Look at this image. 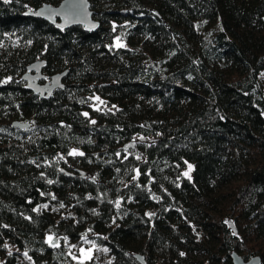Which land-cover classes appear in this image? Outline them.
Masks as SVG:
<instances>
[{"label":"trees","instance_id":"trees-1","mask_svg":"<svg viewBox=\"0 0 264 264\" xmlns=\"http://www.w3.org/2000/svg\"><path fill=\"white\" fill-rule=\"evenodd\" d=\"M60 1L0 0V264H264V0L24 15ZM37 59L68 70L48 98L21 79Z\"/></svg>","mask_w":264,"mask_h":264},{"label":"water","instance_id":"water-1","mask_svg":"<svg viewBox=\"0 0 264 264\" xmlns=\"http://www.w3.org/2000/svg\"><path fill=\"white\" fill-rule=\"evenodd\" d=\"M24 15L44 19L60 31L76 25L83 26L87 31L96 30L99 27V21L93 16L94 11L90 8L89 0H61L57 5L44 3L33 11H26ZM45 66L44 59H37L27 65L26 70L21 75V79L25 82V88L42 98H48L53 90L63 88L62 80L68 73V70L65 69L42 81L45 79L42 72ZM29 125L28 122L12 121V126L21 130L29 127ZM136 258L140 263H143L142 255L138 254ZM230 258L232 264H261L259 255L244 259L239 253L233 251L230 253Z\"/></svg>","mask_w":264,"mask_h":264},{"label":"rangeland","instance_id":"rangeland-1","mask_svg":"<svg viewBox=\"0 0 264 264\" xmlns=\"http://www.w3.org/2000/svg\"><path fill=\"white\" fill-rule=\"evenodd\" d=\"M98 6L102 5L104 3L103 0H94ZM93 11H96L97 8H92ZM115 45H123V42L119 39L115 40ZM141 140L138 139L137 142ZM188 173V172H187ZM189 174V173H188ZM9 250V247L6 248ZM6 250L0 249V261L3 259V256L5 255ZM94 254V249L92 247L89 248H80L78 251V254L75 256V259L77 260H88L92 257ZM187 258L185 259V262L188 264H201L204 260V252L202 248L199 245H196L195 248L187 253ZM20 264H30V262L27 259H24Z\"/></svg>","mask_w":264,"mask_h":264},{"label":"snow or ice","instance_id":"snow-or-ice-1","mask_svg":"<svg viewBox=\"0 0 264 264\" xmlns=\"http://www.w3.org/2000/svg\"><path fill=\"white\" fill-rule=\"evenodd\" d=\"M191 167V166H190Z\"/></svg>","mask_w":264,"mask_h":264}]
</instances>
